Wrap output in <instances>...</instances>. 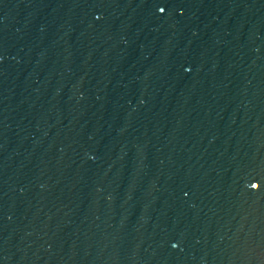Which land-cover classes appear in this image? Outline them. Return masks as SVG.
<instances>
[{"label": "water", "instance_id": "water-1", "mask_svg": "<svg viewBox=\"0 0 264 264\" xmlns=\"http://www.w3.org/2000/svg\"><path fill=\"white\" fill-rule=\"evenodd\" d=\"M0 264H264V0H0Z\"/></svg>", "mask_w": 264, "mask_h": 264}]
</instances>
